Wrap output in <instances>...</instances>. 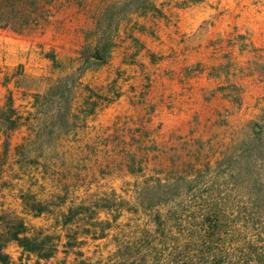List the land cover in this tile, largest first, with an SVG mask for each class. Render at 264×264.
Returning <instances> with one entry per match:
<instances>
[{
  "label": "rangeland",
  "instance_id": "obj_1",
  "mask_svg": "<svg viewBox=\"0 0 264 264\" xmlns=\"http://www.w3.org/2000/svg\"><path fill=\"white\" fill-rule=\"evenodd\" d=\"M119 1L61 0L41 30L17 34L0 28V109L11 96L23 116L10 132L8 155L0 158V214L21 216L33 232L54 234L58 244L53 257L41 259L9 241V264H77L69 239L81 242L84 257L92 259L114 249L111 235L85 234V216L64 227L56 204L33 216L20 196L57 202L67 188L69 200L88 201L113 191L132 200L135 182L143 178L124 169L127 153L144 158L146 177L194 176L203 212L211 202L212 211L226 219L217 241L227 238L239 254L257 255L264 247V148L251 152L250 143L264 125V0H156L164 16L129 13L114 35L110 61L82 77L98 95L118 91L119 96L107 101L93 94L99 101L96 113L59 141L57 151L65 160L56 158L59 162L45 170L28 160L30 148L25 154L17 150L33 136L41 116L34 93L78 66L75 58L87 35L92 40L97 19ZM219 36L217 44L224 40L225 50L205 47ZM141 43L145 49L136 56ZM49 52L62 67L54 66ZM84 99L77 95L75 107L86 105ZM44 146L43 153H51ZM133 219L126 211L120 221Z\"/></svg>",
  "mask_w": 264,
  "mask_h": 264
},
{
  "label": "trees",
  "instance_id": "obj_2",
  "mask_svg": "<svg viewBox=\"0 0 264 264\" xmlns=\"http://www.w3.org/2000/svg\"><path fill=\"white\" fill-rule=\"evenodd\" d=\"M59 7L61 0H0V28L17 34L41 30ZM106 9V14L97 19L92 30V40L88 41L90 37L87 35L75 58L78 66L56 78L43 93H34V104L41 116L33 136L19 144L17 150L30 148L33 157L28 160L38 168L46 170L54 162L65 160L64 153L57 151L59 141L79 122L85 123L86 118L96 113L99 101L93 99V94L107 101L119 96L118 91L113 95H98L82 81L90 67L110 61L119 23L129 13L142 17L147 14L154 18L164 16L156 0H122L111 3ZM134 40L135 44L139 43L137 37ZM144 49L145 45L141 43L135 55L138 56ZM47 56L55 67H62L54 53L49 52ZM149 57L154 61L153 53ZM84 90H89V93ZM80 93L86 96L83 101L86 105L77 108L74 101ZM22 119L9 96L5 108L0 109V136L4 137L0 143V158L8 155L10 132L19 128ZM260 126L262 131L256 133V138L250 143L251 152L264 148V125ZM45 144L51 153H43ZM56 158L59 160L56 161ZM143 159L135 153H127L122 162L128 174L143 178L135 182L132 200L123 196L119 199L115 191L88 201L69 200L67 188L57 196V202L37 199V195L31 193H23L20 198L27 212L33 216H41L50 211L51 204H56L64 227L85 216L88 221L85 234L94 239L113 237L114 249L96 259L84 257L81 242L75 240L72 243L69 239L66 245L75 250L79 258L77 264H264L263 246L257 255L254 251L239 254L229 246L227 238L217 241L226 219L224 215L212 211L211 202L203 212L195 195L197 180L194 176L180 174L170 179L146 177ZM126 211L132 213L135 219L122 223L120 219ZM101 212L107 214L105 220L96 218ZM114 229L115 232L110 233ZM9 241H14L25 253L41 259H49L58 251L54 234L43 233L39 229L33 232L19 215L0 214V264L11 262V256L5 250ZM76 247L78 249H74Z\"/></svg>",
  "mask_w": 264,
  "mask_h": 264
},
{
  "label": "crops",
  "instance_id": "obj_3",
  "mask_svg": "<svg viewBox=\"0 0 264 264\" xmlns=\"http://www.w3.org/2000/svg\"><path fill=\"white\" fill-rule=\"evenodd\" d=\"M187 3V2H186ZM190 3H192V2H190ZM195 3V2H194ZM222 36V35H221ZM221 36H219V38L218 39H216V40H212V39H210L209 40V44H207V46H205L207 49H213V50H219V49H223V50H225V48H227L228 47V45H226V44H224V40H221V42H220V44H217L218 43V41H220V38H221ZM224 36V35H223Z\"/></svg>",
  "mask_w": 264,
  "mask_h": 264
}]
</instances>
